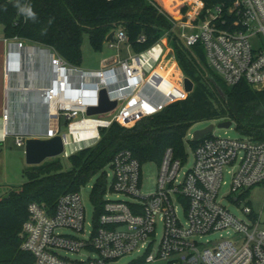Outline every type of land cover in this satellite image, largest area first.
Segmentation results:
<instances>
[{
  "label": "built area",
  "instance_id": "obj_1",
  "mask_svg": "<svg viewBox=\"0 0 264 264\" xmlns=\"http://www.w3.org/2000/svg\"><path fill=\"white\" fill-rule=\"evenodd\" d=\"M203 9V1L194 0V8L183 12L182 18L172 17L173 29L180 40L189 47L202 43L208 64L228 84L245 80L264 89V0H233L227 17L221 6L201 16ZM106 42L110 47L120 48L122 42L130 46L122 28L116 29L113 39ZM31 45L36 44L27 45L17 39L8 42L5 66L8 101L0 115L5 129L0 142L15 134L17 145L25 146L29 136L61 134L64 142L61 156L67 158L96 144L102 128L114 122L132 126L189 94L183 80L174 82L170 75L166 79L159 70L172 46L170 31L145 51L124 59L116 54L103 60L97 70L80 69L55 52L52 57L42 55L45 59H41V54L40 58L34 54L21 55V47ZM156 47L160 50L146 68L141 56ZM17 56L19 64L14 68ZM38 60L41 63L36 66ZM30 65L31 70L27 69ZM55 66L61 68V96L57 114L52 116L55 98L51 92L57 90L60 79ZM176 84L181 91L171 95L167 88L177 87ZM13 88L28 93L20 95ZM102 89L111 100L117 101V106L88 115L90 106L99 105ZM27 110L45 117L46 122H36L34 128L25 130L23 115ZM79 114L82 116L78 119ZM62 116L68 126L64 132ZM91 122L95 127L88 125ZM183 164L168 148L159 165L154 192L145 193L143 165L131 150H119L108 165L113 178L107 186L102 211L93 220L89 233L80 189L62 194L54 208L39 201L29 203L28 218L21 232L22 249L33 254L34 264H117L121 256L134 251L140 253L128 264L140 258L142 264H264L261 216L246 205L243 207L246 218H240L219 197L226 171L230 174L227 195L236 203L240 202V191L264 182V139L206 138L194 148L193 165L182 172ZM107 192L123 194L128 199L107 198ZM159 222L161 239L155 248ZM64 228L75 233L61 232ZM221 230H232L233 234L204 240ZM60 251L94 254L73 259Z\"/></svg>",
  "mask_w": 264,
  "mask_h": 264
},
{
  "label": "trees",
  "instance_id": "obj_2",
  "mask_svg": "<svg viewBox=\"0 0 264 264\" xmlns=\"http://www.w3.org/2000/svg\"><path fill=\"white\" fill-rule=\"evenodd\" d=\"M174 1V0H173ZM204 16L223 8L225 17L233 0H202ZM173 11L172 0H164ZM184 6L183 11H187ZM0 24L6 39H17L51 48L71 65L82 62V42L89 35L94 50H101L111 31L122 28L135 52L153 46L166 31L184 74L195 83L186 98L132 126L118 122L101 129L100 140L69 156L67 169L61 156L25 168V182L0 197V264H34L31 252L22 249L21 232L28 205L39 201L54 208L62 194L78 191L97 176L90 197L96 215L102 211L108 186L107 167L114 155L129 149L141 162L160 165L168 148L175 158L187 160L186 137L200 120L231 119L242 136L264 139V89L247 81L230 85L209 64L202 43L186 46L173 29V19L157 0H0ZM142 37L144 39H142ZM212 133L199 140L196 148ZM137 259L131 264H142Z\"/></svg>",
  "mask_w": 264,
  "mask_h": 264
},
{
  "label": "rangeland",
  "instance_id": "obj_3",
  "mask_svg": "<svg viewBox=\"0 0 264 264\" xmlns=\"http://www.w3.org/2000/svg\"><path fill=\"white\" fill-rule=\"evenodd\" d=\"M157 2L160 4V7L163 10H165L168 14H170L173 18L176 19L182 18V13L184 12L183 11L184 6H187L188 8L187 10L190 11L194 8V0H174V1L172 0L171 6L173 7V11L171 10V8H169V6L168 7L166 6L164 0H157ZM3 38H4L3 25L0 24V47ZM24 43L27 45L30 44L26 41ZM40 47L45 48L42 46ZM134 53L135 51L132 48V46H129L126 42H122L120 44V48L110 47L108 45V42H105L103 48L101 50L96 51L93 49L90 43L89 35L85 34L82 42V62L78 67L80 69H86V70H97L102 67V62L105 59H108L116 54H119V57L121 59H124ZM7 55H8V51H7ZM17 59H19L18 56L15 59V63H13L14 68L18 67L19 64L17 62ZM40 63L41 61L38 60L36 62V66ZM162 65H164V67ZM162 65H161L162 69H165L166 73L170 75V77L174 80V82L180 83L182 82L183 78L186 76L184 74L181 65L179 64L176 55V50L173 45L171 46L164 61H162ZM30 68L31 65L27 69ZM5 81H7V78L5 79ZM3 84H4L3 75L0 72V90ZM176 85L177 87L169 88L168 93H170L171 95H176V93L180 92L181 88L178 86V84ZM81 116L82 114H79L77 118L79 119ZM23 120L25 121L23 126L25 130L31 129L32 127L34 128L36 126V122L37 123L46 122L45 117L43 118L39 114H34L30 111L28 112V110L26 114L23 115ZM61 121H62L61 131L62 132L67 131L68 126H67L66 118L62 116ZM219 121H220L219 119H214V120L204 119L197 121L192 125L186 137V150L188 152V156H187V160L184 161L182 172L187 171L193 165L194 162V147L190 143V140L193 139V134L195 130L204 128L209 124L213 123L215 125L212 131L213 136L231 137V138H237L242 136L240 132L237 130L235 122H233L229 127H219L218 126ZM15 139H16V135L12 134L7 137L6 141L0 142V192L2 196L7 195L12 189L19 188L25 182L26 180L25 168L30 165L26 161L25 146L17 145ZM52 158H48L46 160ZM61 159L63 160L64 165L67 169L72 168V162L69 157L63 158L61 156ZM142 170H143V180H144L142 189L145 193H152L154 192L157 184L159 166L156 165L155 163H146L143 165ZM106 171L109 174L108 175V186H109L113 178V171L110 167H107ZM96 178L97 176L93 177L85 186L81 188L84 205L86 206V210H87V220L89 222V224L87 225V233H89L88 231L92 229V222L95 219L97 213L95 205L93 204L90 197ZM224 181L225 183H223L219 191V197L222 200L223 204L228 206V208L240 218H246V215L243 211V207L249 205L251 208H253L256 214L261 216V219L263 221L262 226L264 227V182L254 185L250 188H247L246 190L240 191L239 192V195L241 196L240 202L236 203L232 201L231 197L227 195L230 192V174L227 171L225 172L224 175ZM107 193H108L106 196L107 198L128 199V196L123 194H119L115 192H107ZM179 214L182 218H184L183 215L184 213L182 209H180ZM161 227H162L161 222H159V231L156 236V243L154 244L155 248L157 247L161 239ZM60 231L64 233H75L73 230L66 228L61 229ZM232 234H233L232 230L230 231L221 230L205 236L204 240L220 239L222 237L231 236ZM60 252H62V254H66L67 256L73 259L86 258L89 254L91 255L94 254V252H89V251H84L81 254L70 253V252L65 253L64 251H60ZM139 253L140 252L138 251H134L125 254L117 260V264H128L133 259H135L139 255Z\"/></svg>",
  "mask_w": 264,
  "mask_h": 264
},
{
  "label": "water",
  "instance_id": "obj_4",
  "mask_svg": "<svg viewBox=\"0 0 264 264\" xmlns=\"http://www.w3.org/2000/svg\"><path fill=\"white\" fill-rule=\"evenodd\" d=\"M115 31H111L107 36V40H112ZM33 48L39 52H46L47 55L52 57L54 52L51 48H41L39 45L27 46ZM46 55V56H47ZM185 90L187 92H192L195 87L194 81L189 77L185 76L183 78ZM117 106L116 100H111L105 89H102L100 92V103L96 106H90L87 110L88 115H94L99 113H104L109 110H112ZM234 121L231 119H223L218 122L219 127H229ZM215 125L213 123L208 126L195 130L193 134L194 140H199L203 136L212 133ZM64 150V142L61 134H56L53 137H33L29 136L25 139V155L26 161L30 165L40 164L48 158L60 156Z\"/></svg>",
  "mask_w": 264,
  "mask_h": 264
},
{
  "label": "bare ground",
  "instance_id": "obj_5",
  "mask_svg": "<svg viewBox=\"0 0 264 264\" xmlns=\"http://www.w3.org/2000/svg\"><path fill=\"white\" fill-rule=\"evenodd\" d=\"M159 50H160V47H156V48H154L151 52H146L145 54H143L142 56H141V59L140 60H142L143 62H144V65H145V67L146 68H149L151 65H152V63H153V61H154V55H156L158 52H159ZM21 55L23 54V55H29V54H31V55H35L36 57H38V58H40V54H41V56L43 55H47V53L46 52H39V51H36L35 49H33V48H29V47H26V49L24 48V47H21ZM41 57V59L43 58V59H45L44 57ZM47 56H49V55H47ZM164 67V66H163ZM55 69H56V72L58 73V76L60 77V79H58V85H57V90H54L53 92H51L52 93V95H53V97L55 98V100H53L52 101V106H51V115L52 116H55L56 114H57V104H58V102H59V97L61 96V68L59 67V66H55L54 67ZM159 70H161L163 73H164V75H165V78L167 79L168 78V74L166 73V71H165V69H162V67H161V65H160V68H159ZM167 70V69H166ZM174 89V88H173ZM175 90V89H174ZM12 91H14V93H18V94H22L23 95V93L25 92H27V90H21V89H19V88H13V90ZM167 91H169V88H167ZM174 92V91H173ZM28 93V92H27ZM60 100H61V98H60ZM3 120L2 119H0V136H2L3 135V133H4V126L2 125V122ZM83 123V122H82ZM82 123H79L80 124V126L82 125ZM88 125H90V126H92V127H95V124L94 123H89ZM17 127V126H16ZM68 137L70 138L71 137V135H68ZM69 145H70V140H69Z\"/></svg>",
  "mask_w": 264,
  "mask_h": 264
},
{
  "label": "crops",
  "instance_id": "obj_6",
  "mask_svg": "<svg viewBox=\"0 0 264 264\" xmlns=\"http://www.w3.org/2000/svg\"><path fill=\"white\" fill-rule=\"evenodd\" d=\"M170 6V5H169ZM168 7V6H167ZM8 42L9 39L3 38V41L1 42L0 47V72L3 75L4 84L2 85V88L0 90V115L2 113L3 107L7 104L8 101V92L6 89V74H5V66H6V59H7V51H8ZM0 192V197H1Z\"/></svg>",
  "mask_w": 264,
  "mask_h": 264
}]
</instances>
